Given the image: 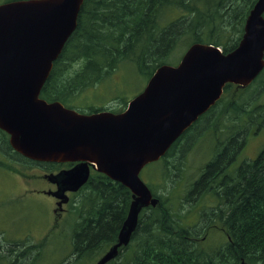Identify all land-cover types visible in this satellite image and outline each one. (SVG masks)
Segmentation results:
<instances>
[{"label":"trees","instance_id":"16d2710c","mask_svg":"<svg viewBox=\"0 0 264 264\" xmlns=\"http://www.w3.org/2000/svg\"><path fill=\"white\" fill-rule=\"evenodd\" d=\"M257 1L84 0L77 29L55 61L41 97L86 112L80 97L107 83L124 64H131L144 76V73L152 76L160 65L169 63V57L180 45L206 43L220 47L227 54L238 46L246 19ZM235 34L239 35L238 39H233ZM263 76L264 71L259 78ZM223 105L227 115L234 114L235 120L241 114L245 122L252 121L255 111L237 105L235 98ZM88 110L94 113L108 109L90 104ZM210 115L204 117L210 119ZM236 124L234 121L233 126ZM244 132L242 128L237 134ZM229 140L235 143V138ZM174 147L166 157L174 156ZM234 153L238 154L226 143L220 145L213 165L209 164L202 172L192 190L211 194L209 187L226 173L222 169L228 166ZM227 154L231 156L224 164ZM168 161L157 165L163 166V174L170 180L172 170ZM0 167H5L2 161ZM7 168L18 173L16 168ZM150 187L154 189L152 184ZM222 189L216 196L213 193L217 206L201 221L205 223L193 227H184L185 221L178 218L181 212H177V204L170 199H162L158 206L144 210L131 244L121 248L118 257L108 264H240L242 261L264 264V147L256 160L243 163L230 186ZM131 201L132 193L127 187L93 171L89 182L71 201L69 217H74L76 223L71 232L69 256L50 262L45 259L47 245L32 243L27 247V241H12L0 244V264H95L117 243ZM218 223L225 230L226 240L222 251L217 252L219 261L214 262L197 241L204 237L207 240ZM197 231L203 234L199 238ZM3 234L0 238L4 239L6 233ZM47 239L50 240L40 241Z\"/></svg>","mask_w":264,"mask_h":264},{"label":"water","instance_id":"95a60500","mask_svg":"<svg viewBox=\"0 0 264 264\" xmlns=\"http://www.w3.org/2000/svg\"><path fill=\"white\" fill-rule=\"evenodd\" d=\"M84 0H19L0 5V129L13 150L44 163H75L49 175V194L68 203L95 170L132 192L117 243L95 264H108L127 247L143 209L156 205L140 178L145 166L221 100L225 87L250 86L264 70V0L250 11L238 46L225 54L193 43L176 65H160L122 113H82L41 92L55 61L78 26ZM241 264H247L242 261Z\"/></svg>","mask_w":264,"mask_h":264},{"label":"rangeland","instance_id":"374dc122","mask_svg":"<svg viewBox=\"0 0 264 264\" xmlns=\"http://www.w3.org/2000/svg\"><path fill=\"white\" fill-rule=\"evenodd\" d=\"M238 38V34L233 36V39ZM187 47V45H180L169 57L168 62L179 63L187 51ZM142 74L131 64L122 65L110 76L107 83L102 86L100 84L96 90L87 91L80 97L79 102L82 107H85L83 110L89 111L90 104L111 111L125 110L129 101L143 90L149 80L148 73H144L145 76ZM234 98L237 105L255 111L251 118L252 121L245 122L241 114L237 116V120L233 117L234 114L227 115L223 103ZM222 99L225 101L211 112V118L205 119L200 125L198 123L175 145V155L171 158L166 157L165 160H169L172 170L170 180L162 173V165L153 166L148 170L144 169L141 173L142 180L152 184L154 191L163 200L170 199L177 204V212H181L178 218L185 221L184 227L205 223L201 221L211 213V208L217 206L213 193L189 194V191L194 181L200 177L204 166L212 161V157L214 158L220 145L226 143L232 150L234 145L229 139L235 138L234 142L238 146L245 147L243 152L237 154V160H233L237 164L241 163L243 158H255L264 147V76L250 87L239 89L235 85L229 86L223 93ZM234 121H237L235 126H233ZM242 128L245 132L243 135H238L237 133H240ZM2 139L3 136L0 134V144H2ZM230 156L227 154L223 158L224 164ZM3 157L0 155V159ZM12 168H18L27 173L31 172L26 165L21 163H15ZM5 172L7 171L0 172V234L5 232L6 238H0V244L27 241V247L32 246V243L47 245L45 259L50 262L70 254L72 252L71 232L76 223L74 217H69L71 214L70 202L67 205L68 212L65 211L56 221V215L53 213L56 204L52 203L48 196L37 192L21 193L24 185H32L34 190L44 187L45 182L38 177L41 175L40 171L33 172L32 179L22 177L16 172L7 174ZM201 215H205V217L203 218ZM58 224L59 227H57ZM222 228L219 227V229L210 232L207 240L204 241V237L202 241H197L200 243V249H203L209 255L208 258L214 262L219 261L217 252L222 251V245L226 240ZM197 233L198 238L203 235L202 232L197 231ZM3 235L5 236V234ZM42 238H50V240L40 241Z\"/></svg>","mask_w":264,"mask_h":264},{"label":"flooded vegetation","instance_id":"af4514ba","mask_svg":"<svg viewBox=\"0 0 264 264\" xmlns=\"http://www.w3.org/2000/svg\"><path fill=\"white\" fill-rule=\"evenodd\" d=\"M14 1H19V0H2L0 2V5L5 4V3H9V2H14ZM216 106L217 105H215V107ZM211 112H212V108L208 111V113L206 115L210 114ZM206 115H204V116H206ZM0 134L5 139V141H3V139H2V144H0V155L4 156L3 158L0 159V161H2V163L5 165V167H0V172L7 171V172H5L6 174L7 173H13V172H9L7 167L12 168V167H14L15 163L24 164L27 166L28 169L31 170V172L27 173V172H20L19 169L16 168L19 175L22 177L24 176L27 179L33 178V176H32L33 172L40 171L41 175H39L38 177L45 182L44 187L42 189L34 190L32 188V185H24V188L22 189L21 193L37 192V193H42L43 195L48 196L50 198L51 202L52 203L54 202V204H56V208L53 211V213L56 215L55 220L57 221L65 211L68 212L67 205L69 204V201H68V203H64L58 207V205L62 201L59 198L55 197L54 195L49 194L51 192H56L57 184L52 183L48 176L51 174H57L61 170H63V168H65V169L70 168L74 164L73 165L70 164V167H65L64 165L66 163L65 164L49 163V162L44 163V162H35V161L28 160L12 149V147L10 145V141H9V136L5 132L0 130ZM232 145H234L236 147V149H235V147L232 146V149L237 151V153H241L245 149V147L243 145L238 146L237 143H232ZM174 153H175V150H174ZM233 155H234V157L229 159L228 166L226 168L222 169V171H225L227 174L226 173L222 174L221 177L218 179V181L215 182L214 185L209 187V192L210 193H216L215 196L218 195L219 193H222V191H223L222 187L227 188L230 186L231 179L234 178V175L236 174L237 170L242 166L243 163L249 162V161H254L257 158V156L255 158H252V157L251 158H243L241 163L237 164V163L233 162V160H237V157H236L237 154L234 153ZM9 156H11V157H9ZM9 160H11L12 162L11 161L9 162ZM213 162H214V160L212 157V161L204 166V168L202 169V172L208 169L209 164L213 165ZM51 166L54 168H50ZM195 182L196 181H194V183ZM194 183H193V185H194ZM193 185L189 191V194L190 193H204V190H202V191L200 190L197 192L192 190ZM68 194L71 195V193H68ZM65 206H66V209H65ZM53 213H52V215H53ZM57 227H59V224ZM219 227H223V226L218 223L217 226L215 227V229H219ZM222 229H223V232L225 233L224 228H222Z\"/></svg>","mask_w":264,"mask_h":264},{"label":"bare ground","instance_id":"6f19581e","mask_svg":"<svg viewBox=\"0 0 264 264\" xmlns=\"http://www.w3.org/2000/svg\"><path fill=\"white\" fill-rule=\"evenodd\" d=\"M245 262H246V261H245ZM241 263H242V262H241ZM241 263H240V264H241ZM246 263H247V262H246ZM247 264H248V263H247Z\"/></svg>","mask_w":264,"mask_h":264}]
</instances>
